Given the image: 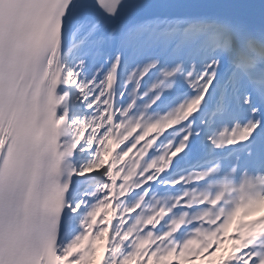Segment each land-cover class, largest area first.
Returning a JSON list of instances; mask_svg holds the SVG:
<instances>
[{
    "label": "snow or ice",
    "instance_id": "snow-or-ice-1",
    "mask_svg": "<svg viewBox=\"0 0 264 264\" xmlns=\"http://www.w3.org/2000/svg\"><path fill=\"white\" fill-rule=\"evenodd\" d=\"M0 264H264V0H0Z\"/></svg>",
    "mask_w": 264,
    "mask_h": 264
}]
</instances>
